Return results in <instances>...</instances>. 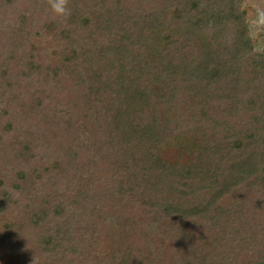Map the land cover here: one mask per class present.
<instances>
[{
    "label": "trees",
    "instance_id": "16d2710c",
    "mask_svg": "<svg viewBox=\"0 0 264 264\" xmlns=\"http://www.w3.org/2000/svg\"><path fill=\"white\" fill-rule=\"evenodd\" d=\"M68 7L0 0L7 262L264 264V0Z\"/></svg>",
    "mask_w": 264,
    "mask_h": 264
},
{
    "label": "rangeland",
    "instance_id": "374dc122",
    "mask_svg": "<svg viewBox=\"0 0 264 264\" xmlns=\"http://www.w3.org/2000/svg\"><path fill=\"white\" fill-rule=\"evenodd\" d=\"M36 2L38 3L39 0H36ZM254 7L256 8V5ZM43 21L45 22L46 19L43 18V20L40 23L42 24ZM50 43H51V41H50V37L49 36L46 37V38H42V39H40L38 41V45L41 47V49L43 48L44 51H49L50 45H51ZM13 83L15 85H13ZM11 84H12V86L10 87ZM6 89H8L7 92H5ZM18 92H20V90L17 88L16 82L14 80H12V82L9 85H5L4 84V87L2 89V95H4V99L6 101L9 100L10 94H17ZM2 95L0 96V100L1 101H3ZM161 150H163V149H161ZM164 158L167 159V160H169V159L171 160V155L166 154L164 156ZM0 165H1V159H0ZM67 180L70 181V186H69L70 188H69V190H71L73 188L72 186H73L74 181L71 180V179H67ZM14 217H16V216H15V214L12 213V210L10 209L9 212H8V214H7V216H6V219L14 218ZM102 228L103 227H101V229ZM0 231L1 232L4 231V227H2L1 225H0ZM103 246H105V243H103ZM7 257H8V255L4 251H2L0 249V264H37V263L40 264V259H38V257L36 258V257H34V255H30V254H28V255L21 254V252H20V257H19L18 261H16V262L15 261H12L11 263L7 262L8 259H9ZM239 260L240 261L244 260L243 256L241 257V259L239 258Z\"/></svg>",
    "mask_w": 264,
    "mask_h": 264
},
{
    "label": "clouds",
    "instance_id": "9594fccd",
    "mask_svg": "<svg viewBox=\"0 0 264 264\" xmlns=\"http://www.w3.org/2000/svg\"><path fill=\"white\" fill-rule=\"evenodd\" d=\"M48 2L56 16L67 19L72 15V11L68 7L69 0H48ZM259 17L260 22L264 23V12H260Z\"/></svg>",
    "mask_w": 264,
    "mask_h": 264
}]
</instances>
